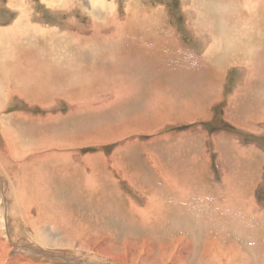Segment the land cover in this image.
<instances>
[{
  "label": "rangeland",
  "instance_id": "rangeland-1",
  "mask_svg": "<svg viewBox=\"0 0 264 264\" xmlns=\"http://www.w3.org/2000/svg\"><path fill=\"white\" fill-rule=\"evenodd\" d=\"M237 8L245 11V21L253 19L249 27L263 34L264 0H0V75L16 81L10 73L22 71L32 49L37 90L45 94L30 102L0 80V264H204L206 236L213 254L207 264H264L263 225L238 228L230 225L233 217L224 220L229 226L212 223L223 220L201 210L207 193L197 200L187 186L160 175L163 168L156 163L157 137L185 127L174 121L180 108H190L179 101L182 88L218 82L226 94L231 89L225 87L252 75L236 67V60L250 64L242 45L233 47L241 52L225 50L235 41L225 37L231 26L248 29L237 23ZM168 31L179 47L164 41ZM160 40L165 47L155 48ZM85 51L105 60L87 78L81 67ZM16 55L25 58L18 62ZM199 89L186 94L192 97ZM207 102L192 97L191 110ZM224 103L213 108L215 116ZM219 130L226 125L211 129ZM230 173L227 190H236L230 201L253 203L261 216L263 185L256 197L244 200ZM157 180H165L164 191L173 186L188 200L192 191L189 216L177 219L164 210L165 221H159L151 214L147 205L156 201L147 188ZM212 192L216 198V186ZM135 207H147L145 220L133 215ZM223 247L230 253L226 260L213 251Z\"/></svg>",
  "mask_w": 264,
  "mask_h": 264
},
{
  "label": "crops",
  "instance_id": "crops-1",
  "mask_svg": "<svg viewBox=\"0 0 264 264\" xmlns=\"http://www.w3.org/2000/svg\"><path fill=\"white\" fill-rule=\"evenodd\" d=\"M244 16L245 11L237 8L238 24H242L244 27L249 21L251 24H255L252 18L245 21ZM229 25L234 26V23L231 22ZM253 30L250 31L252 33L249 35L245 32L243 35L241 33L236 34L238 37L235 40L238 41V45H242L243 54H247L245 60L249 58L250 62L249 64L246 61L236 60L238 63L236 67H244L245 72H251L250 78L253 74L259 75L254 76L252 80L246 78L245 81L234 82L229 88L225 87L227 90L231 89V91H225L226 94L222 91L224 83L220 85L218 82L215 83L214 87L213 84L203 81L209 86L201 87L203 83L199 85L192 83L190 86L182 88L177 93L179 94V101L183 106L189 105L190 108L188 110L180 108L181 114L174 121L180 120L185 127L180 131L158 136L156 147V163L159 169H164H162L163 173H159L160 175H165L164 178L170 176L176 184L187 186L188 190L195 192L194 194L207 193L206 200H203L206 202L205 208L201 209L205 210V216L211 215L209 205L223 204L224 202L223 205L238 214L245 212L246 217L244 219H239L236 215L230 224L238 225V228H250L249 224L253 221H257L264 228V194L261 195V202L263 203H259L262 211L261 216H259L254 212L253 207L249 208L250 210L244 209L239 197H237L236 202H231L230 199L234 198L236 190H230L231 194L227 190V185H230L228 176L231 174V169L238 179L235 185L240 188L244 200L251 199L253 195L256 197L260 184L264 187V60L261 59L264 54L260 52V47L264 52V32L262 31L263 34L260 35V32ZM239 40H245L244 42L248 43L243 44ZM233 47L227 45L225 50ZM236 49L233 48L232 52H235ZM237 50L241 52L240 49ZM187 89H199L198 94L194 93L192 97L208 100L201 107V110H191L195 108V104L191 103L192 97L187 96ZM204 92L208 97H205ZM177 94L172 92L174 96ZM223 101L226 103L222 105L220 114L215 116L216 113L213 108L219 106ZM214 118L219 119V121L213 123ZM223 124L226 125V130L211 131L215 127L221 128ZM165 126L166 123L163 126L159 125V127ZM214 166L217 173L213 170ZM158 172L160 171L158 170ZM162 182L164 183L165 180H157L158 184ZM217 183L218 185H216ZM212 186H216L218 189L216 198L213 197ZM208 192H211L210 195ZM211 202L212 204H210ZM186 211H189L188 208ZM247 211L252 216L254 214L255 217H250ZM182 213L175 217L177 219L184 218L186 214ZM246 221L247 223L244 225ZM212 223L229 226L222 221Z\"/></svg>",
  "mask_w": 264,
  "mask_h": 264
},
{
  "label": "bare ground",
  "instance_id": "bare-ground-1",
  "mask_svg": "<svg viewBox=\"0 0 264 264\" xmlns=\"http://www.w3.org/2000/svg\"><path fill=\"white\" fill-rule=\"evenodd\" d=\"M50 3V2H49ZM225 11V10H224ZM20 13V12H19ZM23 13V12H22ZM225 14V13H224ZM25 15V14H24ZM230 15H232V14H230ZM21 16V15H20ZM20 18V17H19ZM22 18V17H21ZM25 19V18H24ZM21 21H23V20H21ZM23 23V22H22ZM222 23V22H221ZM245 24V23H244ZM28 25V24H27ZM224 25V24H223ZM239 25H242V24H239ZM222 26V25H221ZM226 26V25H225ZM246 26H247V28L248 29H245L244 31H245V33H247L248 35L249 34H251L250 33V31L252 30V29H255V28H252V27H249V25L247 24V22H246V25H245V28H246ZM14 26H12V29H14V30H16L15 28H13ZM27 27V26H26ZM223 27V26H222ZM30 28L31 29H38V28H35V25L34 26H30ZM242 28V27H241ZM221 29V28H220ZM223 29H224V27H223ZM239 28H237V29H235L234 27H230L229 28V33H226V36L225 37H227V34L228 35H230V36H232V37H234V40H235V38H237L238 36L236 35V34H238V33H241L242 35H243V33H244V31L243 30H240V32L238 31H236V30H238ZM230 30H233L234 31V33H230ZM241 31H243V32H241ZM4 32H8V31H4ZM9 32H11V31H9ZM39 32V31H38ZM165 32V31H164ZM223 32V31H222ZM237 32V33H236ZM261 32V31H260ZM12 33V32H11ZM13 33H18V32H15V31H13ZM12 33V34H13ZM168 35L167 34H165L166 36H165V40L164 41H169L170 39H171V41H172V43H173V46H178L177 45V43H176V40H175V38H172V37H170V35H171V33L168 31ZM252 37V36H251ZM105 38V37H104ZM163 39V38H162ZM245 39V38H244ZM250 39V38H249ZM12 40V39H11ZM99 40V39H98ZM225 41V40H224ZM240 41V40H239ZM245 41V40H244ZM244 41H240V43H248V42H244ZM247 41V40H246ZM166 42L164 43L163 42V40H160L159 42H158V44H157V42L156 43H154V45L155 44H157V47H155V48H158V47H160V46H158V45H162V46H164L165 47V44H166ZM232 43H235V45H234V47L235 46H237L238 45V41H233ZM232 43L230 44L231 45V47H233V45H232ZM228 44V43H227ZM229 45V44H228ZM229 45V46H230ZM263 45V44H262ZM161 46V47H162ZM163 47V48H164ZM179 47V46H178ZM178 47H174V49L175 50H177V51H179L178 50ZM225 47H226V43H225ZM264 47V46H263ZM111 48V47H110ZM110 48H108V49H110ZM130 48H132L131 46H130ZM21 49L22 48H20V50L18 51V52H20L21 51ZM223 49V48H222ZM106 50V49H105ZM119 50V49H118ZM28 51H29V54L27 55V58H26V60H25V62L27 63V65L24 67V68H22V71L21 72H13V73H10V75L13 77V80H16V81H14V82H7L5 79H2V76L0 75V80H1V82H4V83H6L7 82V84H8V91H10V90H15V94L16 95H18V96H20L21 98H23V99H27V101H30V102H34V101H36L37 99H39V98H42L45 94H43V93H41V91H39V90H37L38 88L40 89V87H38V84H37V82H38V79H35V76H37L38 78H40L39 77V75H38V68H36L34 65H37L38 66V63H37V54L35 53V52H33V50L32 49H28ZM100 51V50H99ZM107 51V50H106ZM81 52V51H80ZM119 52V51H118ZM260 52L262 53V54H264V52H263V50H262V47H260ZM105 53V52H104ZM153 53V52H152ZM81 54H83L84 56H83V58H82V61H83V64H82V69L84 70V74H85V78H87V77H89V75H91V74H93L95 71H96V69L97 68H99L100 66L102 67V66H104L103 65V61H105V60H102L99 56L95 59V54H91V53H87L86 51L85 52H82ZM112 54V53H111ZM116 54V53H115ZM114 54V55H115ZM80 54H78L77 56H74V58L75 57H78ZM117 55V54H116ZM120 55V54H119ZM110 56V55H109ZM118 56V55H117ZM116 56V57H117ZM16 57H17V61L18 62H21V60H19V59H22L23 60V58H25L24 56H19V58H18V55H16ZM111 57V56H110ZM119 57V56H118ZM117 57V58H118ZM262 57H264V56H262ZM44 58H46L47 59V57H44ZM105 59V58H104ZM69 60V59H68ZM264 60V59H263ZM44 61V60H43ZM72 62V61H71ZM49 63V62H48ZM10 65V63L7 65V66H9ZM19 65V64H18ZM22 65V64H21ZM68 65H69V63H68ZM41 66V65H40ZM9 68V67H8ZM71 69V68H70ZM76 70V69H75ZM66 71H70L69 69H66ZM86 71H89V72H87L86 73ZM72 72H74V71H72ZM214 73V72H213ZM77 74H79L80 76H82V72L81 71H78L77 72ZM71 80H75V81H77V82H79L78 80H76L75 78H71ZM17 81H19V84H18V82ZM39 83V82H38ZM47 84V83H46ZM46 84H44V85H42V87L43 86H46ZM53 86V85H52ZM55 88V87H54ZM62 88H67V87H62ZM61 88V89H62ZM70 89V88H69ZM64 90H67V89H64ZM71 91H72V89H71ZM70 91V95H72V97H73V100L75 101V102H77V103H79V101H77L76 99H75V97H74V95H73V91L71 92ZM63 92H66V91H63ZM58 93V92H57ZM68 94V98H70V95ZM64 97H67V95H63ZM52 97V95L51 96H48L47 98H46V100H50V98ZM71 101V100H70ZM194 109V108H193ZM40 150V149H39ZM40 155H42V154H40ZM36 160H39L38 158H35V161ZM39 162V161H38ZM150 188H151V190H150ZM148 189V194H149V196H150V194H151V191H152V194H151V196L152 195H155L154 197H152V201H154V199H155V203H149V205H147V207L150 209V212H151V214L152 215H157V217H158V219H159V221H165V219L163 218L164 217V215H165V212H164V210H172V212H173V216H176V213H175V210H177L178 208H180L179 209V214H181L182 212H184V211H186V208H188V210L189 211H186L185 212V214L187 215V216H189L190 215V211L192 210V208H194L195 206H194V195H193V193H192V191H190V194H189V200H188V194L187 193H183L182 191H178L176 188H174L173 186H170L166 191H164L163 190V187H162V185H160V184H158V185H152V184H149V188H147ZM166 192V196H165V199H163V197L161 196V193L160 192ZM146 192V191H145ZM147 194V195H148ZM203 196L201 195V193L199 192L198 193V195H197V200L198 199H200V198H202ZM179 202H181L182 204L181 205H179ZM131 203H133V201H131ZM205 203L206 202H200L199 204L200 205H205ZM225 203V202H224ZM223 203V204H224ZM246 203H249V201H246ZM172 204H175V205H177L178 207H176V208H174V207H170V205H172ZM210 204H212V202L210 203ZM215 204V203H214ZM222 203H218L217 205H209L208 206V208L210 209V212H211V217H217V218H219V219H221V220H223V222L225 223V219L226 218H228V217H230L231 219H232V217H233V219L236 217V215L238 216L237 218H239V219H244L245 217H246V213L244 212V213H242V214H238V213H236V212H234L233 210L231 211V210H225L223 207H226L225 205H223ZM134 205V204H133ZM131 206V205H130ZM136 206V205H135ZM243 206V208L245 209H247V210H250L251 209V207H253V203L251 204H248V205H242ZM147 207L145 208V209H143V208H137L136 209V207H135V209L133 210L132 208H131V212H133V215L134 214H139L137 217H138V221H141L142 220V218H143V220H145V216L147 215ZM127 208H129V207H127ZM238 208V207H237ZM250 208V209H249ZM152 209H155V211H151ZM236 209V208H235ZM133 210V211H132ZM161 210H163V212H164V214L161 212ZM121 211H122V209H121ZM204 213H205V210H202ZM131 212H129V213H131ZM202 212V213H203ZM247 213H248V215L250 216V217H253L254 216V214H253V216L250 214V212L249 211H247ZM251 213H253V212H251ZM132 214V213H131ZM136 214V215H137ZM163 214V215H162ZM183 214V213H182ZM198 214H199V212H198ZM185 215V216H186ZM197 215V214H196ZM201 215H203V214H200V217H201ZM247 215V216H248ZM192 216H194V212H193V214H192ZM191 216V217H192ZM191 217H188V218H191ZM197 217V216H196ZM199 217V218H200ZM207 217H209V215L207 216ZM249 217V218H250ZM255 217V216H254ZM134 218V217H133ZM168 218V217H167ZM175 218V217H174ZM184 218H186V217H184ZM205 218V217H204ZM135 219H136V217H135ZM232 219V220H233ZM187 220H189V219H187ZM229 220V219H228ZM194 221V220H193ZM210 221V220H209ZM227 221V220H226ZM253 221V220H252ZM210 224H211V222H209ZM236 223H238L237 221H236ZM246 223H247V221L244 223V225H246ZM240 226L242 225V224H239ZM243 225V226H244ZM249 226H250V228H261V225H259L258 223H257V221H253L252 223H250L249 224ZM245 227V226H244ZM253 231V230H252ZM257 239V238H256ZM207 241H208V237L206 236L205 237V241H204V243L203 244H201V247H202V253L200 254V257H201V255H203V257H201V259L200 260H202V259H205V263L207 262V260H208V258H209V256H210V248H207L206 247V244H207ZM262 242H264V241H262ZM264 245V244H263ZM261 247V246H260ZM263 247V246H262ZM219 249V250H218ZM222 249V248H221ZM221 249L220 248H217L216 250H213L214 251V253H219V257L220 258H223V259H228V255L230 254L229 253V251H226V250H224V247H223V249H222V251H221ZM200 250V249H199ZM197 251V250H196ZM212 251V250H211ZM260 253H264V250L262 251V252H260ZM198 255V254H197ZM211 255H213L212 253H211ZM222 255H226V257L225 256H222ZM261 257L263 256V254L262 255H260ZM194 257V256H193ZM199 257V256H198ZM216 257H218L217 256V254H216ZM195 258V257H194ZM216 260V259H215ZM208 261H210V259L208 260ZM223 261V260H222ZM198 262H200V261H198ZM226 262V261H225ZM203 263H204V261H203ZM204 263V264H205ZM211 263H212V261H211ZM228 263V262H227ZM226 263V264H227ZM231 263V262H230ZM202 264V263H201ZM207 264V263H206ZM210 264V263H209ZM259 264V263H258Z\"/></svg>",
  "mask_w": 264,
  "mask_h": 264
}]
</instances>
